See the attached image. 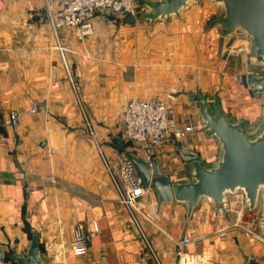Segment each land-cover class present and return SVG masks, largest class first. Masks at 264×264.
Listing matches in <instances>:
<instances>
[{"label":"crops","instance_id":"crops-1","mask_svg":"<svg viewBox=\"0 0 264 264\" xmlns=\"http://www.w3.org/2000/svg\"><path fill=\"white\" fill-rule=\"evenodd\" d=\"M51 1L56 8L67 2ZM45 4L0 0L4 264H15L11 257L26 252L33 231L40 235L46 264H157L117 199L86 120L108 156L131 153L155 161L172 182L190 181L187 153L208 167L222 154L219 139L205 127L201 102L219 107L255 136L263 125L264 96L252 95L239 76L264 69L258 57H249L250 42L240 34L231 47L247 51L238 56L228 51L230 37L216 23L223 7L215 0H194L156 20L96 12L84 39L73 28L53 31L45 20ZM131 97L162 99L173 106L179 122L191 121L198 128L186 142L170 143L165 153L142 150L128 141L122 120ZM11 111L19 115L14 126L4 123ZM139 208V224L161 264H184L176 250L184 235L193 240L188 251L198 256L195 264H264V241L252 237L253 232L264 237L261 195L253 207L237 190L225 194L221 207L202 197L189 213L186 203L160 201L147 187ZM250 209L257 215L254 225L246 218ZM78 224L88 243L82 255L71 250Z\"/></svg>","mask_w":264,"mask_h":264},{"label":"water","instance_id":"water-1","mask_svg":"<svg viewBox=\"0 0 264 264\" xmlns=\"http://www.w3.org/2000/svg\"><path fill=\"white\" fill-rule=\"evenodd\" d=\"M142 0H136L141 3ZM194 0H154L147 2L151 9V19L176 14ZM223 7L222 15L216 23L230 37L227 47L240 34L249 40L250 56L258 57L264 69V0H215ZM130 21L135 16L127 18ZM241 84L254 95L264 96V71L241 74ZM191 98L195 94H190ZM200 110L205 127L215 135L222 147V154L216 165L208 167L194 153H187L193 168L190 181L172 182L161 172L154 161L152 164L128 156L134 161L142 174L145 187H152L160 201L184 202L191 213L202 197L211 199L217 207L224 203L225 194L241 189L250 206H255L260 195L264 201V119L261 130L255 136H249L240 123L231 121L219 107H210L202 101ZM264 225V213H263ZM0 257L3 251L0 249ZM15 264H46L40 249V235L33 231L31 242L25 253L12 256Z\"/></svg>","mask_w":264,"mask_h":264},{"label":"built area","instance_id":"built-area-1","mask_svg":"<svg viewBox=\"0 0 264 264\" xmlns=\"http://www.w3.org/2000/svg\"><path fill=\"white\" fill-rule=\"evenodd\" d=\"M139 4L136 0H67L63 7L56 8L51 0H46L44 16L53 31L57 32L64 27L73 28L76 30L77 38L84 39L86 35L92 32L91 18L96 12L128 18L129 16H136ZM244 50L247 51L243 47L232 48L230 46L228 48V51L235 56ZM73 87L76 90L80 88L75 83ZM35 110L36 107L30 108L31 112ZM122 120L128 141L139 146L142 150L157 149L160 153H165L168 145L172 142H186L198 128L191 121L179 122L173 106L162 99L131 97L125 104ZM18 122L19 115L16 111H11L4 121L5 124L13 126L17 125ZM86 126L95 140L101 159L114 183L118 201L125 207L136 224L138 232L143 237L157 264H161L152 243L138 221V215L141 213L139 203L147 189L144 186L142 174L128 155L118 153L109 157L97 140L90 121L86 120ZM43 144H48V142L43 141ZM50 151L54 152L52 148ZM256 217L257 215L252 209L246 216L252 224ZM95 229H97L96 224ZM252 237L264 241L263 235L257 232H253ZM192 242L190 235H184L176 242V250L184 264H195L194 262L198 260L196 254H190L188 251ZM71 250L75 255H82L88 251L83 225L78 224L74 228ZM0 264H4L2 258H0Z\"/></svg>","mask_w":264,"mask_h":264},{"label":"rangeland","instance_id":"rangeland-1","mask_svg":"<svg viewBox=\"0 0 264 264\" xmlns=\"http://www.w3.org/2000/svg\"><path fill=\"white\" fill-rule=\"evenodd\" d=\"M148 1L147 0H142L141 3L138 5V8H137V14H136V18H151V9H150V6L148 5L147 3ZM250 56V54H249ZM254 59H257V58H254ZM259 59V58H258ZM258 62L261 64L262 61L259 59ZM257 62V63H258ZM264 71V70H262ZM261 71V72H262ZM200 109V107H199ZM124 124V123H123ZM88 133H89V138L91 139V142H93L92 144H95V148L98 150L97 148V145L95 143V140L94 138L92 137V135L90 134V131L88 129ZM130 142V141H129ZM131 143V142H130ZM101 144V143H100ZM104 151V150H103ZM105 152V151H104ZM99 153V152H98ZM111 157V156H109ZM99 158L101 160V156H100V153H99ZM106 168V167H105ZM107 171V170H106ZM238 193H243V191L241 189H237ZM254 225V224H253ZM72 241H73V238H72ZM71 247H72V243H71ZM3 259V257H0Z\"/></svg>","mask_w":264,"mask_h":264},{"label":"bare ground","instance_id":"bare-ground-1","mask_svg":"<svg viewBox=\"0 0 264 264\" xmlns=\"http://www.w3.org/2000/svg\"><path fill=\"white\" fill-rule=\"evenodd\" d=\"M225 51V50H224Z\"/></svg>","mask_w":264,"mask_h":264}]
</instances>
